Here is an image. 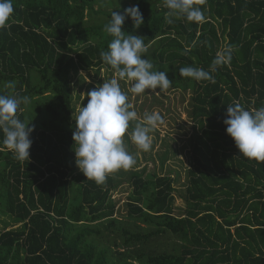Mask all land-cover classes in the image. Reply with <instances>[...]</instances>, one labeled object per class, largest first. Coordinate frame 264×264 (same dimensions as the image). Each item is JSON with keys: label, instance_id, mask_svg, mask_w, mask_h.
<instances>
[{"label": "trees", "instance_id": "1", "mask_svg": "<svg viewBox=\"0 0 264 264\" xmlns=\"http://www.w3.org/2000/svg\"><path fill=\"white\" fill-rule=\"evenodd\" d=\"M123 1L118 12L138 4L144 23L128 17L122 30L144 37V58L167 72V90L190 94L185 207H175V178L131 171L121 217L115 172L103 184L77 173L72 75L111 68L100 57L111 13L99 0H13L0 28V94L30 97L16 116L34 130L23 162L0 131V215L22 224L0 227V264H264V162L240 155L223 123L234 103L264 107V0H195L205 19L171 24L164 0ZM228 45L230 64L211 72ZM188 65L213 79L181 77Z\"/></svg>", "mask_w": 264, "mask_h": 264}, {"label": "clouds", "instance_id": "2", "mask_svg": "<svg viewBox=\"0 0 264 264\" xmlns=\"http://www.w3.org/2000/svg\"><path fill=\"white\" fill-rule=\"evenodd\" d=\"M203 3V0H200ZM169 10L166 19L186 18L189 22H202L205 19L195 0H164ZM14 12L13 0H0V28H4ZM130 17L134 27L144 21L138 4L124 9L123 13L113 10L104 31L112 37L107 50L100 52L103 62L115 70V78L104 80L103 84L86 93L87 104L79 107L73 131V151L75 164L87 179L103 184L108 174L120 169H129L135 164L134 156L128 151L124 137L143 151L150 150V133L164 123L158 112H145L142 122H136L131 131L130 122L138 120L137 111L128 103V94L122 90L119 81L130 82L129 91L140 95L146 90L166 91L172 81L166 71L155 69L150 59L144 58L147 46L144 37L129 34L122 30L125 19ZM233 46L228 45L217 52L210 66L214 72L218 67L230 64ZM210 71L191 65L181 66L179 75L195 81L212 80ZM15 81L5 82V88L14 90ZM85 99V97H84ZM31 102L29 96L12 93L0 94V131L2 144L9 149L14 159L29 160L32 145L30 135L34 130L29 123L21 121L17 110ZM226 134L230 136L240 155L248 159L264 162V107L246 110L239 103L229 105L226 111Z\"/></svg>", "mask_w": 264, "mask_h": 264}, {"label": "rangeland", "instance_id": "3", "mask_svg": "<svg viewBox=\"0 0 264 264\" xmlns=\"http://www.w3.org/2000/svg\"><path fill=\"white\" fill-rule=\"evenodd\" d=\"M130 5L129 7H131ZM96 8L104 12L111 13L124 8L123 0H99ZM115 78V70L103 68L101 70H90L79 72L72 75V88L74 95V116L75 118L79 107L87 104L86 93L91 89L103 84L104 80ZM121 88L128 94V103L133 110L138 113V120L130 122L128 131L132 130L136 122H142L145 112H158L164 123L150 133L152 146L150 150L143 151L130 140L127 133L124 141L128 151L134 156L135 164L125 170L115 171L114 175L119 181L117 188L113 192V199L119 207L118 216H126V202L132 192L130 183L131 171H145L146 174H158L159 176L170 175L175 178V207L184 208L185 201L183 196L186 190L187 175L190 168V135H191V112L190 94L184 99L180 91L166 90L159 92V88L152 92L146 90L140 95L132 94L129 91L130 82L119 81ZM85 97V99H84ZM181 105V106H180ZM188 110V111H187ZM75 120L73 119V128ZM81 172L78 168L77 173ZM178 178V179H177ZM0 227L6 229H19L22 224L16 223L7 216L0 215ZM176 239L169 235L162 240L163 247L171 250L175 246Z\"/></svg>", "mask_w": 264, "mask_h": 264}, {"label": "bare ground", "instance_id": "4", "mask_svg": "<svg viewBox=\"0 0 264 264\" xmlns=\"http://www.w3.org/2000/svg\"><path fill=\"white\" fill-rule=\"evenodd\" d=\"M181 106V105H180ZM188 111V110H187Z\"/></svg>", "mask_w": 264, "mask_h": 264}]
</instances>
